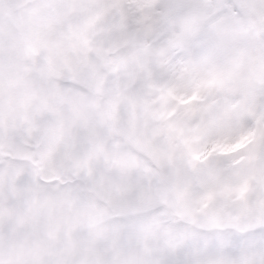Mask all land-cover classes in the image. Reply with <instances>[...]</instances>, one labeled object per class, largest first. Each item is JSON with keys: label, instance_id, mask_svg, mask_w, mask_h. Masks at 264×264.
<instances>
[{"label": "snow or ice", "instance_id": "1", "mask_svg": "<svg viewBox=\"0 0 264 264\" xmlns=\"http://www.w3.org/2000/svg\"><path fill=\"white\" fill-rule=\"evenodd\" d=\"M0 264H264V0H0Z\"/></svg>", "mask_w": 264, "mask_h": 264}]
</instances>
